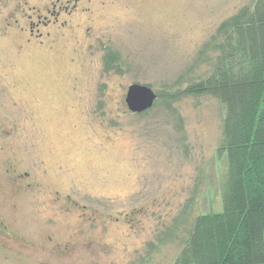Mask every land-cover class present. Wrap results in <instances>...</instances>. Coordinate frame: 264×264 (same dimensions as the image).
<instances>
[{
	"label": "rangeland",
	"instance_id": "374dc122",
	"mask_svg": "<svg viewBox=\"0 0 264 264\" xmlns=\"http://www.w3.org/2000/svg\"><path fill=\"white\" fill-rule=\"evenodd\" d=\"M248 2L0 0V264L174 263L177 242L148 243L195 190L223 210L224 109L132 113L126 92H165Z\"/></svg>",
	"mask_w": 264,
	"mask_h": 264
},
{
	"label": "trees",
	"instance_id": "16d2710c",
	"mask_svg": "<svg viewBox=\"0 0 264 264\" xmlns=\"http://www.w3.org/2000/svg\"><path fill=\"white\" fill-rule=\"evenodd\" d=\"M117 57L107 49V70L119 69ZM166 89L154 107L162 101L174 110L200 96L223 107L217 154L227 162V177L221 212L197 211L195 190L149 249L177 242L173 264H264V0H249L225 18Z\"/></svg>",
	"mask_w": 264,
	"mask_h": 264
},
{
	"label": "water",
	"instance_id": "95a60500",
	"mask_svg": "<svg viewBox=\"0 0 264 264\" xmlns=\"http://www.w3.org/2000/svg\"><path fill=\"white\" fill-rule=\"evenodd\" d=\"M157 92L146 84L133 83L126 92L125 102L132 113H143L154 107Z\"/></svg>",
	"mask_w": 264,
	"mask_h": 264
},
{
	"label": "flooded vegetation",
	"instance_id": "af4514ba",
	"mask_svg": "<svg viewBox=\"0 0 264 264\" xmlns=\"http://www.w3.org/2000/svg\"><path fill=\"white\" fill-rule=\"evenodd\" d=\"M29 41L31 42V40H30V39H28L26 42H29ZM27 175H28V174H27Z\"/></svg>",
	"mask_w": 264,
	"mask_h": 264
}]
</instances>
